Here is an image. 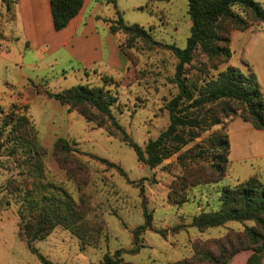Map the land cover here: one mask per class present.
<instances>
[{"label":"rangeland","instance_id":"rangeland-1","mask_svg":"<svg viewBox=\"0 0 264 264\" xmlns=\"http://www.w3.org/2000/svg\"><path fill=\"white\" fill-rule=\"evenodd\" d=\"M106 1L117 4L115 10L125 22L143 26L154 40L181 49L186 46L191 25L186 0H151L143 9L140 7L147 0ZM255 1L264 9V0ZM5 6L0 0V107L10 105L0 113V140L4 144L0 156V264H44L27 245L22 230L31 214L37 215L33 211L50 213L57 222L45 238L31 243L54 264H98L104 254L116 249L124 251L121 264H186L185 260L191 261L188 264H211L191 260L198 251L195 247L211 249L215 239L243 226L230 221L199 231L191 224L192 218L200 211L217 210L219 187L230 183L222 179L218 184L191 187L186 202L173 204L169 193L181 174L177 162L181 152L150 168L137 160L134 149L104 119L88 122L76 110L70 112L47 95L76 85L109 90L116 97L111 111L118 124L134 143L144 146L168 125L165 105L176 93L172 82L178 61L175 55L167 48L115 32L127 61L122 72H104L99 77L97 69L88 70L81 78L67 75L71 70L68 63L62 69L46 66L37 50L25 48L27 40L3 33L10 22L5 19L9 14ZM232 9L246 17L240 6ZM111 12L117 19L113 5ZM215 59L200 47L193 52L185 77L195 92L230 65V58L222 64ZM39 84L42 87L36 89L37 94L32 87ZM17 90L31 92L18 102L14 97ZM16 110L28 112L33 120L27 116L37 144L43 147L37 150V159L19 138L10 140L15 137L10 133L14 122L8 117ZM225 124L222 121L202 132L181 151L197 148L198 141L217 129L224 131ZM26 135V140L32 141V136ZM58 139L67 141L68 152L54 153ZM99 159L114 163L124 174ZM143 205L152 215V228L141 234L143 246L131 254L132 230L144 222Z\"/></svg>","mask_w":264,"mask_h":264},{"label":"trees","instance_id":"trees-1","mask_svg":"<svg viewBox=\"0 0 264 264\" xmlns=\"http://www.w3.org/2000/svg\"><path fill=\"white\" fill-rule=\"evenodd\" d=\"M151 0H147L144 6ZM187 12L190 18V35L186 46L181 49L174 44H162L154 40L143 26L129 24L117 14V19L110 21L112 33L121 32L130 39H139L149 46H160L171 50L177 58L175 73L172 78L176 86V93L166 102L168 111V125L157 137L149 139L144 146L137 145L129 138L118 124L111 107L116 97L103 87H89L76 85L48 96L66 105L68 110H76L86 121L104 119L110 128L118 130L122 140L131 146L137 160L147 164L150 168L160 165L165 159L181 152L177 162L181 168L179 174L170 187L169 201L181 205L188 200V190L203 184H218L224 177L228 167L229 140L226 132L227 122L234 116L250 122L256 129H264V97L254 73L249 69L248 74L238 67L227 65L217 77L206 81L195 89L185 77V66L193 59V52L200 47L217 64L226 63L231 56L230 32L233 29H243L248 24L255 23L264 28V9L255 0H186ZM54 30L64 28L81 9L82 0H49ZM150 4V3H149ZM233 6H240L243 17L233 11ZM247 18V17H249ZM215 59V60H216ZM13 119V120H12ZM8 120L14 122L10 133L19 138L22 145L28 146L31 156L39 157L36 132L25 114L12 113ZM225 121L224 131L219 129L210 132L205 139L198 141L196 147L181 151L186 145L194 141L202 132L212 126ZM32 136L26 140L27 135ZM4 144L0 140V156ZM14 148L12 151L13 152ZM70 148L64 139H58L54 144V153L68 152ZM101 162L115 166L120 174L124 171L105 159ZM40 166V164H38ZM142 192V189H141ZM66 209H69L67 207ZM31 221L23 226V234L29 248L37 253L44 264H54L39 254L31 245L33 240L45 238L57 225L50 213L33 211ZM144 222L132 230V247L129 253L135 254L142 244L141 234L152 228V215L143 205ZM75 216V215H74ZM230 221L240 222L241 230H228L221 238L215 239L213 248L197 249L191 260L198 263L227 264L233 255L240 251L250 250L246 264H262L264 257V183L256 177L239 182L233 186H222L219 189V208L215 211H200L192 218V225L199 231L209 227L222 226ZM72 222V221H71ZM165 235L164 231H159ZM200 251V252H199ZM122 249H116L112 254H104L98 264H121ZM191 261L185 260L188 264Z\"/></svg>","mask_w":264,"mask_h":264},{"label":"crops","instance_id":"crops-1","mask_svg":"<svg viewBox=\"0 0 264 264\" xmlns=\"http://www.w3.org/2000/svg\"><path fill=\"white\" fill-rule=\"evenodd\" d=\"M3 1L6 2V13H9L5 19L10 21L3 33L27 40L25 48L37 50L41 59L47 61L46 66L62 69L68 63L66 67L71 70L66 74L78 78L87 76L88 70L98 69V76L101 77L105 75L102 74L104 72H122L126 68L127 61L119 46V36L110 31L109 21L115 19L111 12L112 5L117 17V4L115 6L106 0H82L79 12L64 28L56 31L53 28L49 0ZM230 48L229 64L244 73L250 69L264 97V28L261 25H250L243 29H233L230 32ZM40 87V84L33 85L32 91L39 94L37 90ZM29 92L17 90L14 97L19 102L26 99ZM9 107H0V113ZM15 112L29 116L28 112ZM226 132L229 162L223 179L230 183L227 186L251 177L264 183V129H256L250 122L234 116L227 122ZM251 253L250 250L240 251L227 264H246Z\"/></svg>","mask_w":264,"mask_h":264}]
</instances>
